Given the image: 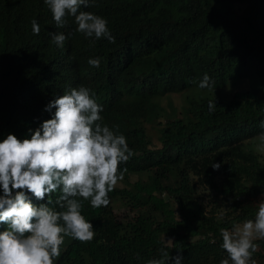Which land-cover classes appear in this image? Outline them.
Returning <instances> with one entry per match:
<instances>
[{
	"label": "trees",
	"instance_id": "obj_1",
	"mask_svg": "<svg viewBox=\"0 0 264 264\" xmlns=\"http://www.w3.org/2000/svg\"><path fill=\"white\" fill-rule=\"evenodd\" d=\"M219 1L248 8L236 15L212 0H95L81 10L107 18L115 43H92L72 17L57 27L43 0H0V138L24 137L50 118L42 111L50 99L85 85L103 104L104 122L118 126L133 150L109 205L84 201L93 240L65 237L54 264H146L161 248L172 255L182 249L183 264H219L227 256L220 229L254 219L264 201V158L252 145L264 131V0ZM53 32H71L63 49L51 41ZM96 56L99 68L88 64ZM205 73L214 87H197ZM244 77L255 78L249 89L230 99L190 97L179 116L158 102ZM158 118L159 144L152 146L146 124ZM114 200L131 216L119 220ZM255 242L253 258L264 264V240Z\"/></svg>",
	"mask_w": 264,
	"mask_h": 264
},
{
	"label": "clouds",
	"instance_id": "obj_2",
	"mask_svg": "<svg viewBox=\"0 0 264 264\" xmlns=\"http://www.w3.org/2000/svg\"><path fill=\"white\" fill-rule=\"evenodd\" d=\"M95 0H43L59 28L74 18L75 31L91 42L101 38L115 43L107 18L87 8ZM32 33H40L36 19ZM71 35L51 33V41L63 49ZM101 57L88 64L99 68ZM215 82L205 73L197 87L212 88ZM216 100L208 102V112L216 110ZM50 118L28 128L24 137L7 132L0 138V264H54L61 245L70 236L90 242L95 236L91 220L82 214L84 201L92 208L107 207L109 193L126 169L120 167L133 155L118 126L104 122L103 104L85 85L72 87L50 99L43 107ZM258 127L264 130V119ZM264 151V131L259 133ZM214 169L220 167L214 163ZM221 248L227 256L219 264H257L253 254L264 240V201L259 202L254 219L221 228ZM171 240V239H169ZM172 241V240H171ZM172 255L161 248L159 258L146 264H183V250Z\"/></svg>",
	"mask_w": 264,
	"mask_h": 264
},
{
	"label": "rangeland",
	"instance_id": "obj_3",
	"mask_svg": "<svg viewBox=\"0 0 264 264\" xmlns=\"http://www.w3.org/2000/svg\"><path fill=\"white\" fill-rule=\"evenodd\" d=\"M214 5L219 9H225L226 6H230L232 11L236 15H243L247 10L246 3H238V2H222L219 0H212ZM255 78L251 77H244L239 79H231L228 83L218 89H208V90H200L196 88H188L180 93H172L166 96H163L159 99V103L163 107V110L168 114L171 113L172 109H175V114L177 116L180 115L182 108L188 105V101L190 97H200L206 96L209 98H222V99H230L235 92H240L249 89L251 86L254 85ZM163 118H158L154 120L152 123H147L146 128L147 132L150 136L152 141V146H158L157 136H158V128L160 127ZM262 141L260 136L253 138L252 145L255 151H257L263 158H264V151H260L259 146L261 145ZM136 177L133 176L132 180ZM117 185H121V183L117 182ZM206 197H212L213 194L210 191L204 192ZM206 199V198H205ZM209 201V200H208ZM114 206V213L119 220H123L125 216H131V212H129L124 206L120 204L119 200L113 201ZM210 201L208 203V207H210Z\"/></svg>",
	"mask_w": 264,
	"mask_h": 264
}]
</instances>
